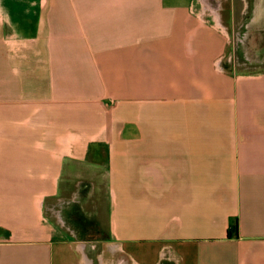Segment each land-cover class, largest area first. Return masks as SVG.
I'll list each match as a JSON object with an SVG mask.
<instances>
[{
    "label": "crops",
    "instance_id": "obj_1",
    "mask_svg": "<svg viewBox=\"0 0 264 264\" xmlns=\"http://www.w3.org/2000/svg\"><path fill=\"white\" fill-rule=\"evenodd\" d=\"M217 5L0 0V264H264V57L223 67ZM102 164L89 255L44 216Z\"/></svg>",
    "mask_w": 264,
    "mask_h": 264
},
{
    "label": "rangeland",
    "instance_id": "obj_2",
    "mask_svg": "<svg viewBox=\"0 0 264 264\" xmlns=\"http://www.w3.org/2000/svg\"><path fill=\"white\" fill-rule=\"evenodd\" d=\"M219 1L193 0V6L196 12L206 11L207 8L216 10ZM228 1L231 28L223 67L239 74L255 72L260 69L264 57V16L258 20L261 0ZM101 166L93 172V178L70 183L63 201L58 202L55 209H45L44 216L57 226L65 238L84 244L89 255L107 250L100 240L109 238L105 228V165Z\"/></svg>",
    "mask_w": 264,
    "mask_h": 264
},
{
    "label": "bare ground",
    "instance_id": "obj_3",
    "mask_svg": "<svg viewBox=\"0 0 264 264\" xmlns=\"http://www.w3.org/2000/svg\"><path fill=\"white\" fill-rule=\"evenodd\" d=\"M260 5H261V10L259 11L258 20L262 19L264 16V2H263V0H261ZM261 14H262V16H261Z\"/></svg>",
    "mask_w": 264,
    "mask_h": 264
},
{
    "label": "trees",
    "instance_id": "obj_4",
    "mask_svg": "<svg viewBox=\"0 0 264 264\" xmlns=\"http://www.w3.org/2000/svg\"><path fill=\"white\" fill-rule=\"evenodd\" d=\"M237 230H238V228H237V224H235L234 227H233V231L230 230V231L228 232V236L231 237V236H232V232H234L235 235H237V234H238V233H237ZM234 233H233V234H234Z\"/></svg>",
    "mask_w": 264,
    "mask_h": 264
}]
</instances>
